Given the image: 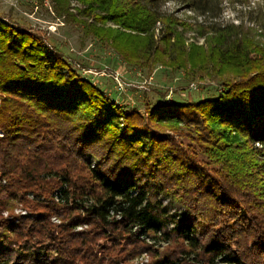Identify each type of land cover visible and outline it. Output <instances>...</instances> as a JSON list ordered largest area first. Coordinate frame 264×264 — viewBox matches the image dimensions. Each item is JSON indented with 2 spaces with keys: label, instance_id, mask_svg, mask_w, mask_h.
<instances>
[{
  "label": "trees",
  "instance_id": "trees-1",
  "mask_svg": "<svg viewBox=\"0 0 264 264\" xmlns=\"http://www.w3.org/2000/svg\"><path fill=\"white\" fill-rule=\"evenodd\" d=\"M49 1L137 69L206 72L218 92L120 102L0 17V264H264V44L199 23L195 46L164 0Z\"/></svg>",
  "mask_w": 264,
  "mask_h": 264
},
{
  "label": "rangeland",
  "instance_id": "rangeland-1",
  "mask_svg": "<svg viewBox=\"0 0 264 264\" xmlns=\"http://www.w3.org/2000/svg\"><path fill=\"white\" fill-rule=\"evenodd\" d=\"M217 2L220 11L216 17L208 20L188 9L183 0L160 1L159 9L188 23L189 28L184 29L179 25L178 29L183 30L185 40L195 46L202 45L206 48L205 36L198 33L199 23L241 25L244 32L250 33V36L264 44V0ZM77 4L70 2L71 12H75ZM0 17L39 34L51 45L59 46L72 68L87 80L100 84L112 98L120 102L140 105L135 100L137 97L146 92L149 98L154 99L157 89L167 92V101L195 100L215 96L218 92L216 79L210 78L206 72H197L195 76L187 78L183 72L168 74L167 69L160 65L137 69L124 61L111 46L98 42L91 32H84L77 20H63L57 16L54 4L49 0H0ZM160 25L156 22L155 34H158ZM104 26L115 27L111 23H105ZM64 72L66 74L67 69ZM181 140L186 142L189 138L181 136ZM15 212H21V209L16 208ZM145 261V253L133 259V263ZM217 264L229 263L219 260Z\"/></svg>",
  "mask_w": 264,
  "mask_h": 264
}]
</instances>
